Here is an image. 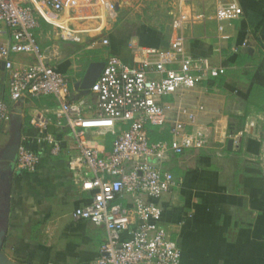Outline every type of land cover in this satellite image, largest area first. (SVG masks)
Segmentation results:
<instances>
[{
  "label": "crops",
  "instance_id": "crops-1",
  "mask_svg": "<svg viewBox=\"0 0 264 264\" xmlns=\"http://www.w3.org/2000/svg\"><path fill=\"white\" fill-rule=\"evenodd\" d=\"M115 1L116 20L101 32L82 34L78 42L62 39L57 27L38 18L34 35L44 61L70 75L73 99L83 93L76 83L90 63H105L114 55L136 64L142 47H168L173 0ZM185 1V52L224 72L161 98L171 108L163 127L150 134L151 141L169 140L170 125L180 119L187 131H202L206 142L182 154L167 151L149 159L174 178L171 189L153 199L162 209L159 222L178 245L180 264H264V0ZM224 4L241 7L242 14L218 20L217 10ZM199 13L204 17L195 19ZM119 20L132 24L114 28ZM11 31L0 23V44L9 42ZM10 59L15 68L34 62L28 53ZM8 78L0 61V98L9 107V117H0V264H93L106 234L103 227L72 217L76 207L91 201V193L79 189L68 166L78 155L73 135L69 127L54 122L52 96L12 101ZM181 108L193 113L194 120ZM252 119V127L243 130ZM41 120L43 129L35 124ZM88 135L104 145L105 154L110 152L113 134ZM47 138L58 143V154L52 153ZM20 145L39 155L35 171L16 173ZM112 202L127 207L130 197Z\"/></svg>",
  "mask_w": 264,
  "mask_h": 264
},
{
  "label": "built area",
  "instance_id": "built-area-1",
  "mask_svg": "<svg viewBox=\"0 0 264 264\" xmlns=\"http://www.w3.org/2000/svg\"><path fill=\"white\" fill-rule=\"evenodd\" d=\"M184 6L188 7L185 0L171 2L167 48L142 47L141 60L131 65L114 55L108 56L96 80L73 99L70 75L44 61L34 35L38 18L57 27L62 39L78 42L82 34L101 32L107 22L115 21L118 2L0 0V23L12 29L9 42L0 44V61L9 74L10 99L52 96L56 103L52 112L54 122L59 127H69L78 148V155L69 160L68 166L79 189L91 193V201L76 207L72 217L89 220L103 227L106 234L93 264H180V249L160 224L162 209L153 201L171 189L174 178L149 159L161 158L167 151L182 154L186 149L202 147L205 134L194 129L187 131L186 123L180 119L170 125L169 140L151 141L150 134L167 122L171 105L163 102L162 97L193 88L224 72L223 67L213 66L206 59L195 60L185 52ZM241 14V7L234 4H224L217 10L218 20L235 19ZM203 17V13L194 16ZM102 43L107 44V38ZM16 53L31 54L34 62L15 68L10 57ZM180 112L190 122L194 120V114L187 109L181 108ZM0 117H9L8 104L2 98ZM35 124L43 129L45 121ZM253 124L254 119L243 130ZM89 131L114 135L108 154L104 153L102 143H95L88 135ZM47 142L52 153L58 154V143L51 138ZM233 143L239 144L236 137ZM39 162L36 152L18 146L16 170L35 171ZM124 195L130 197L127 207L112 202Z\"/></svg>",
  "mask_w": 264,
  "mask_h": 264
},
{
  "label": "water",
  "instance_id": "water-1",
  "mask_svg": "<svg viewBox=\"0 0 264 264\" xmlns=\"http://www.w3.org/2000/svg\"><path fill=\"white\" fill-rule=\"evenodd\" d=\"M104 66V62H93L90 63L85 71V74L80 82L76 83L77 88H81L83 93L87 91V89L91 86V84L96 80L98 75L100 74L102 68ZM20 135L19 132L16 134V142L19 140ZM232 140H228V144L230 145ZM4 236V228L0 230V245L2 243V239Z\"/></svg>",
  "mask_w": 264,
  "mask_h": 264
},
{
  "label": "rangeland",
  "instance_id": "rangeland-1",
  "mask_svg": "<svg viewBox=\"0 0 264 264\" xmlns=\"http://www.w3.org/2000/svg\"><path fill=\"white\" fill-rule=\"evenodd\" d=\"M121 22H122V23H121ZM128 23L132 24L131 22H127V21H121V20H119V22L114 26V28L117 27L118 24H125V26H129ZM133 24H134V23H133ZM262 155H263V153H262ZM263 156H264V155H263ZM17 172H19V171L17 170L16 173H17Z\"/></svg>",
  "mask_w": 264,
  "mask_h": 264
},
{
  "label": "trees",
  "instance_id": "trees-1",
  "mask_svg": "<svg viewBox=\"0 0 264 264\" xmlns=\"http://www.w3.org/2000/svg\"><path fill=\"white\" fill-rule=\"evenodd\" d=\"M255 90H256V89H254V92H253V93H255ZM256 97L259 99V98H260V95L258 94V95H256Z\"/></svg>",
  "mask_w": 264,
  "mask_h": 264
}]
</instances>
